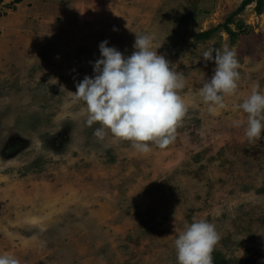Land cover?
I'll return each mask as SVG.
<instances>
[{
    "label": "rangeland",
    "instance_id": "1",
    "mask_svg": "<svg viewBox=\"0 0 264 264\" xmlns=\"http://www.w3.org/2000/svg\"><path fill=\"white\" fill-rule=\"evenodd\" d=\"M243 0H0V254L20 264H177L174 240L193 218L215 225L229 264H264V131L244 135L243 102L264 93V11L255 4L209 39ZM135 34L184 77L187 112L166 148L138 153L85 124L69 92L108 41L125 57ZM161 46V47H160ZM160 47V48H159ZM236 52L240 79L224 108L199 96ZM241 126L236 127L235 122Z\"/></svg>",
    "mask_w": 264,
    "mask_h": 264
},
{
    "label": "clouds",
    "instance_id": "2",
    "mask_svg": "<svg viewBox=\"0 0 264 264\" xmlns=\"http://www.w3.org/2000/svg\"><path fill=\"white\" fill-rule=\"evenodd\" d=\"M154 36L135 34L134 51L125 57L108 41L98 46L100 58L92 64L93 75L85 76L69 92L73 104H83L85 124H98L93 135L103 140L107 133L129 141L138 153H148L151 144L166 149L175 139L178 123L187 112L178 90L184 88V77L174 71L164 55L153 50ZM161 47V46H160ZM159 47V48H160ZM204 61L213 62L211 79L199 90L209 110L224 108V96L235 94L240 74L236 52L209 48L203 52ZM257 82L251 94L236 105L246 114L244 135L259 140L264 131V93ZM236 127L241 122H235ZM220 240L215 225L205 219L193 218L185 224L174 240L177 264H214L212 253ZM0 264H20L18 258L0 254Z\"/></svg>",
    "mask_w": 264,
    "mask_h": 264
},
{
    "label": "trees",
    "instance_id": "3",
    "mask_svg": "<svg viewBox=\"0 0 264 264\" xmlns=\"http://www.w3.org/2000/svg\"><path fill=\"white\" fill-rule=\"evenodd\" d=\"M255 4V11L258 14H262L264 11V0H243L240 4V6L229 15L225 23L218 25L215 28L209 29L207 31L201 32L197 35L196 41H203L209 39L213 34L218 32L219 30L223 29L228 35L230 36L231 40H234L236 33L233 32L228 26L233 22V19L241 14L248 6L251 4ZM213 256V262L214 264H229L225 258L219 254L218 252L213 251L212 253Z\"/></svg>",
    "mask_w": 264,
    "mask_h": 264
}]
</instances>
